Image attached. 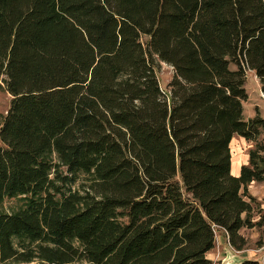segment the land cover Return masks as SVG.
I'll use <instances>...</instances> for the list:
<instances>
[{"label": "trees", "instance_id": "obj_1", "mask_svg": "<svg viewBox=\"0 0 264 264\" xmlns=\"http://www.w3.org/2000/svg\"><path fill=\"white\" fill-rule=\"evenodd\" d=\"M247 69L264 94V0H0V207L24 200L0 211V264H213L216 228L236 250L264 234ZM234 135L254 142L238 175Z\"/></svg>", "mask_w": 264, "mask_h": 264}, {"label": "rangeland", "instance_id": "obj_2", "mask_svg": "<svg viewBox=\"0 0 264 264\" xmlns=\"http://www.w3.org/2000/svg\"><path fill=\"white\" fill-rule=\"evenodd\" d=\"M145 39V38H144ZM231 67H234L231 65ZM155 72L159 81L161 89L167 92V83L171 79L173 74L172 67L164 61H161L157 57L155 58ZM244 88L247 93V99L243 101V118L254 117L259 114L264 118V95L260 91L259 80L255 76L254 72L250 69L246 70V77L244 81ZM11 95L7 92L4 83V75H0V124L3 116L9 107ZM258 140L264 143V130L261 131L258 136ZM1 144V142H0ZM254 142L244 139L238 135H234L229 143L230 150V165L231 172L238 171L244 164H248L249 151L253 149ZM234 164V165H233ZM233 170V171H232ZM87 176L80 175L78 183L74 186L81 188L86 185ZM252 198V211L249 214L251 221L259 219L260 215L264 212V180L263 181H251L247 185L246 189ZM247 200V198L245 196ZM24 200L20 197H6L4 198L0 211L6 213L17 210L21 207ZM239 233L245 238L246 245L241 250H236L228 244L225 232L216 228L215 231V243L214 247L206 254V256L212 260L213 264H221L222 260L227 256H234L233 263L243 260L244 258L261 259L264 254V234L262 229L257 226L242 227ZM23 264H41L37 259L29 263Z\"/></svg>", "mask_w": 264, "mask_h": 264}, {"label": "water", "instance_id": "obj_3", "mask_svg": "<svg viewBox=\"0 0 264 264\" xmlns=\"http://www.w3.org/2000/svg\"><path fill=\"white\" fill-rule=\"evenodd\" d=\"M264 95V94H263ZM234 256H227L221 262V264H240V261L233 263Z\"/></svg>", "mask_w": 264, "mask_h": 264}, {"label": "crops", "instance_id": "obj_4", "mask_svg": "<svg viewBox=\"0 0 264 264\" xmlns=\"http://www.w3.org/2000/svg\"><path fill=\"white\" fill-rule=\"evenodd\" d=\"M232 165V164H231ZM234 165V164H233ZM233 171V170H232ZM238 173H239V170L237 171H233V172H231V174H233V175H238ZM229 244V243H228Z\"/></svg>", "mask_w": 264, "mask_h": 264}]
</instances>
